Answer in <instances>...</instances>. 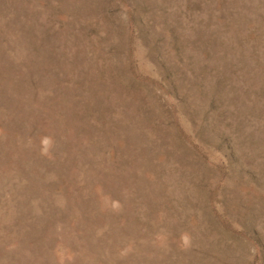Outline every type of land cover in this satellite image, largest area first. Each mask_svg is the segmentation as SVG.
I'll return each mask as SVG.
<instances>
[{
  "label": "rangeland",
  "instance_id": "obj_1",
  "mask_svg": "<svg viewBox=\"0 0 264 264\" xmlns=\"http://www.w3.org/2000/svg\"><path fill=\"white\" fill-rule=\"evenodd\" d=\"M0 264H264V0H0Z\"/></svg>",
  "mask_w": 264,
  "mask_h": 264
},
{
  "label": "clouds",
  "instance_id": "obj_2",
  "mask_svg": "<svg viewBox=\"0 0 264 264\" xmlns=\"http://www.w3.org/2000/svg\"><path fill=\"white\" fill-rule=\"evenodd\" d=\"M42 143H43L45 146H47V145L49 144V140H48L47 138H45V139L42 141Z\"/></svg>",
  "mask_w": 264,
  "mask_h": 264
}]
</instances>
